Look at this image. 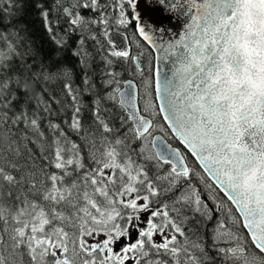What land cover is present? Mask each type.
<instances>
[{"label": "snow or ice", "instance_id": "snow-or-ice-1", "mask_svg": "<svg viewBox=\"0 0 264 264\" xmlns=\"http://www.w3.org/2000/svg\"><path fill=\"white\" fill-rule=\"evenodd\" d=\"M0 264H264V0H0Z\"/></svg>", "mask_w": 264, "mask_h": 264}, {"label": "trees", "instance_id": "trees-1", "mask_svg": "<svg viewBox=\"0 0 264 264\" xmlns=\"http://www.w3.org/2000/svg\"><path fill=\"white\" fill-rule=\"evenodd\" d=\"M29 29L32 31L33 35L45 43L46 47H49L46 36L43 34L42 27L39 18L34 10H29L27 15L24 17Z\"/></svg>", "mask_w": 264, "mask_h": 264}]
</instances>
